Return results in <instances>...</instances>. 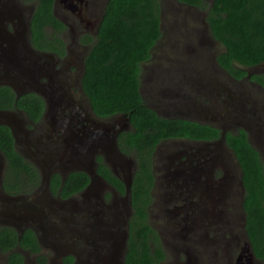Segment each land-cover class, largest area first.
<instances>
[{
    "label": "flooded vegetation",
    "instance_id": "flooded-vegetation-1",
    "mask_svg": "<svg viewBox=\"0 0 264 264\" xmlns=\"http://www.w3.org/2000/svg\"><path fill=\"white\" fill-rule=\"evenodd\" d=\"M175 2L201 10L198 6ZM0 3L3 4L0 5L3 6L0 7L2 20H5L0 28V86L9 85L7 78L17 75L10 60L17 49L21 56L39 57L41 65L34 79L27 80L22 75L23 84L10 86L17 98L29 93L40 96L45 102L43 117L37 122L30 120L16 104L14 109H7L17 114L24 125V132H18L20 142L16 144L17 149L39 168L41 183L29 192H7L4 181L6 157L0 151L4 162L3 171H0V225L15 228L19 237L26 229L35 231L39 251L16 248L23 255V264H41V259H45L44 264H71L67 259H73L75 264H127L130 220L134 209L132 189L128 197L124 180L129 175L134 180L138 162L134 155L120 151L117 136L130 130L131 122L118 132L115 146L110 151H107V139L101 138L89 158L83 155L81 163L65 164L70 160L71 146L74 145L72 132L74 141L78 142L80 136L88 140L90 137L88 143L95 141V125L89 120L92 113L86 117L83 115L89 110V99L81 79L85 58L93 44L85 41L96 37L107 0H55V15L66 25L61 31L66 42L64 55L34 47L31 31L17 20L13 1L1 0ZM87 15L96 18L92 21ZM207 15L208 12L203 22L205 29L211 32ZM67 29L73 31L70 42L64 36ZM26 41L27 47H24ZM47 59L52 60V67L45 62ZM217 64L210 60L205 63L208 69L215 70L211 71L215 76L226 75L232 87L217 85L207 89L205 73L193 77L191 84L185 82L188 94L175 99L176 104L171 97L170 107H154L147 103L161 116L196 121L218 131V136L212 138L173 137L156 145L153 157L155 181L151 189L153 200L148 206V221L161 236L166 259L168 252L177 250V264H264L256 257L246 229L244 170L237 151L227 139L228 133L237 135L243 129L249 143L264 161V84L251 77L254 73L264 74V69L259 68L264 63L247 67L248 75L241 78ZM256 67L259 70L253 71ZM179 84L174 81L169 90H184L185 84ZM140 89L145 99L142 83ZM254 89L262 99L255 95ZM40 90L54 97L52 107ZM177 90L175 94L181 95ZM190 94H195V98L187 101ZM160 100H169V97L163 95ZM169 112L173 115H167ZM122 116L125 117L115 115L108 120L121 127ZM78 143L85 145L80 140ZM98 155L125 183V192L98 172ZM92 159L99 178L86 169ZM74 171L87 172L90 181L80 192L62 198L51 188V178L60 173L64 181ZM44 172L49 174L47 185L43 184ZM157 204V210L150 216L153 205ZM163 215L168 216L165 223L161 221ZM7 219L14 224L5 223ZM181 255L186 256L187 261L181 262ZM0 256L3 257L1 264H10L8 253L0 252ZM166 259L161 264H165Z\"/></svg>",
    "mask_w": 264,
    "mask_h": 264
},
{
    "label": "trees",
    "instance_id": "trees-1",
    "mask_svg": "<svg viewBox=\"0 0 264 264\" xmlns=\"http://www.w3.org/2000/svg\"><path fill=\"white\" fill-rule=\"evenodd\" d=\"M26 1L35 2L30 23L33 46L64 55L66 42L61 31L66 25L55 15V0ZM178 1L208 12L211 33L225 46L217 55V62L230 74L241 78L248 75L247 67L264 63V0ZM161 17L160 0H107L96 37L85 41L93 44L85 58L81 81L94 114L102 119L126 115L132 125L117 136L120 151L134 155L138 162L132 184L134 214L130 220L127 264H161L166 259L161 236L148 221L156 145L165 138L218 136L212 126L159 115L143 98L142 65L152 58V48L162 35ZM251 77L264 84V74L254 73ZM16 95L10 85L0 86V109H14L16 104L30 120L40 121L45 111L43 98L29 93L19 98ZM227 139L237 151L244 170L246 229L256 257L264 261V161L243 129L237 135L228 133ZM0 151L6 157L7 192H29L40 185L39 168L17 149L15 137L6 124H0ZM97 162L98 172L125 192V183L101 155L97 156ZM89 181L85 171H74L64 181L60 173H55L51 188L67 198L84 189ZM17 247L41 249L33 229H26L19 237L15 228L0 225V252L8 253L10 264H23V255ZM44 260L41 259V264ZM67 261L75 264L73 259Z\"/></svg>",
    "mask_w": 264,
    "mask_h": 264
},
{
    "label": "rangeland",
    "instance_id": "rangeland-1",
    "mask_svg": "<svg viewBox=\"0 0 264 264\" xmlns=\"http://www.w3.org/2000/svg\"><path fill=\"white\" fill-rule=\"evenodd\" d=\"M12 1L15 14L17 12V14L22 15L24 19L29 16L30 10L33 7L35 9V2L26 0ZM160 1L162 3V35L152 48V58L143 63L141 75L142 92L144 93L146 102L154 107H170V97L176 104L177 102L175 99H181V96L183 97L188 94L186 90L188 85H186L185 82L191 84L193 77L198 78L206 74L207 76L204 82L207 89H209V87L211 88V86L214 88V86L217 85H229L232 87V82L226 75L221 76V74H219L215 76V74L211 72L215 70H210L208 69L209 66L207 68L205 65L208 60H210L211 63L214 61V63L218 65L217 55L225 50V46L215 40L211 32L205 29L207 27L203 19L206 17V10L201 9V11L193 7L181 6L175 2V0ZM0 5L3 4L0 3ZM0 7L3 8V6ZM2 13L3 12H1V14ZM59 13L60 12H58V14ZM91 16L87 15L90 20L94 21L93 18L96 17L94 15ZM100 16L101 13L98 15V18ZM3 22H5V20L0 21L1 25H3ZM72 32L71 29H67L64 33V36L69 42L73 37ZM259 68L264 69V65ZM79 70L82 74V67H80ZM255 70L259 69L256 67L253 71ZM191 71L192 76H190ZM174 81H178L180 83L179 85L185 84V86L182 85L185 88L184 90H181V88H177L178 90L176 89L181 95L175 94L176 90L174 92L169 90L170 86L174 85ZM253 92L259 99H262V95L258 93L257 90L254 89ZM163 95L168 96L169 100H160L163 98ZM177 96L179 97L177 98ZM193 98H195V94H190L188 95L187 101ZM91 112L94 115L93 110H91ZM167 115L173 114L169 112ZM23 117L25 119V114ZM95 118L97 121H103L102 118L97 116H95ZM104 121L111 122V120L108 119ZM156 159L158 160V155H156ZM155 163L157 164V162ZM158 174H160V171H158ZM157 208L158 204L153 205L150 216ZM163 216V219L161 220L159 218V220L165 223L167 222L168 216ZM167 256L168 258L165 264H177V250L175 253L168 252ZM180 258L181 262L187 261L186 256L181 255ZM1 263H3L2 256H0V264Z\"/></svg>",
    "mask_w": 264,
    "mask_h": 264
},
{
    "label": "water",
    "instance_id": "water-1",
    "mask_svg": "<svg viewBox=\"0 0 264 264\" xmlns=\"http://www.w3.org/2000/svg\"><path fill=\"white\" fill-rule=\"evenodd\" d=\"M34 13V7L30 10V14L27 18H23L22 15L20 14H17L16 12V17L18 18V20L21 22V24L23 25L24 28H27L31 31L30 29V23H31V18H32V15ZM0 21H2V19H0ZM0 28L2 29V25L0 23ZM32 33V32H31ZM24 44V47H27V41L26 43L23 42ZM17 53H15L13 55V57L10 58L11 60V67H13L16 71H17V75L15 76H12L10 78H7V80L9 81V85L11 86H17L18 84H23V80H22V75L27 79V80H32L36 77V70L38 69V67L40 68V63H38L39 61V57L36 58L35 56H33V58H30L28 56H21L19 53H18V50L16 49ZM25 53H27V49L24 50ZM52 57V56H51ZM51 57H47V58H51ZM23 61H25L26 63L23 64ZM52 60L50 59H47L45 62L48 64L49 67H52V63H51ZM49 71H51L49 69ZM40 93L43 95V97L46 99V102L47 104L49 105V107H52V105L54 104L55 102V99L54 97L49 94L47 91L45 90H40ZM89 104V105H88ZM87 104V107L89 108L88 112L86 111V113H84L83 115L86 117V116H89V113L91 114V110L92 109V106H91V103L89 101V103ZM86 107V109H87ZM92 118H89L90 121H93L94 122V125H95V132H94V143H88L90 141V137L89 140L84 138V137H78V142L79 140L82 141L83 143L85 142V145L84 144H79L76 139L74 141V133L72 132V139H73V143L74 145L71 146V151H70V160L69 162H66L65 164H71V163H74V162H79L81 163V158L83 157V155H85V157H88L89 158V155L92 153L93 154V151H95V149L99 146V141L101 138H106L108 143H109V150L107 148V151H110L111 149L114 148L115 146V143H116V136L118 134L119 131H121L122 129H124V126H126L127 124H130V119L128 116L125 115L120 117V123H121V127H118L119 124H117V126L113 125L112 122H108V121H101V120H96V118H94L95 116L93 114H91ZM0 124H6L8 125L11 130H12V133L15 137V141H16V144H18L20 142V139L18 137V132H24L23 131V124H22V121L19 119L18 115L11 112V111H8V110H2L0 109ZM70 137V136H69ZM25 155V154H24ZM109 155H111L109 153ZM61 156H59L60 158ZM63 159V157H62ZM0 162H2L1 164V172L3 171V160L1 158V155H0ZM87 171L89 173H91L92 175H95L96 177L99 178V175L97 174V171H96V167H95V164H94V161L92 159V162L90 161V163L87 164ZM76 166V165H75ZM74 166V167H75ZM67 168V166H66ZM85 169V170H86ZM125 183H126V186H127V194H128V197H130V194H131V189H132V176L129 175L125 180ZM49 182V174L44 172V175H43V184L47 185V183ZM5 223H8V224H14L13 221L7 219L5 221Z\"/></svg>",
    "mask_w": 264,
    "mask_h": 264
},
{
    "label": "bare ground",
    "instance_id": "bare-ground-1",
    "mask_svg": "<svg viewBox=\"0 0 264 264\" xmlns=\"http://www.w3.org/2000/svg\"><path fill=\"white\" fill-rule=\"evenodd\" d=\"M1 12H3L2 10H0V19L3 18V15L1 14Z\"/></svg>",
    "mask_w": 264,
    "mask_h": 264
}]
</instances>
